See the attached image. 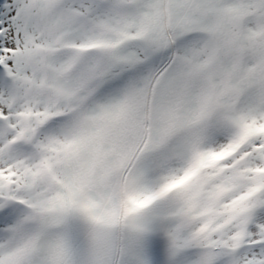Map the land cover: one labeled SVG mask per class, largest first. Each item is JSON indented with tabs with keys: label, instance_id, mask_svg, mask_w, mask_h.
Returning a JSON list of instances; mask_svg holds the SVG:
<instances>
[{
	"label": "snow or ice",
	"instance_id": "snow-or-ice-1",
	"mask_svg": "<svg viewBox=\"0 0 264 264\" xmlns=\"http://www.w3.org/2000/svg\"><path fill=\"white\" fill-rule=\"evenodd\" d=\"M0 264H264V0H0Z\"/></svg>",
	"mask_w": 264,
	"mask_h": 264
}]
</instances>
